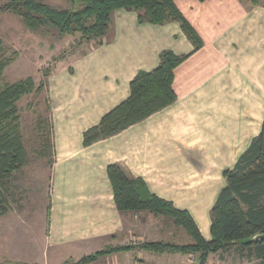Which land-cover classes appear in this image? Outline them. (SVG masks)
I'll return each mask as SVG.
<instances>
[{"label": "crops", "instance_id": "crops-1", "mask_svg": "<svg viewBox=\"0 0 264 264\" xmlns=\"http://www.w3.org/2000/svg\"><path fill=\"white\" fill-rule=\"evenodd\" d=\"M173 2L201 39L199 48L177 21L139 23L136 12L117 9L101 45L50 72L54 159L47 224L0 245V264H79L123 236L126 215L165 221L146 211L119 213L106 173L113 163L141 179L152 195L188 212L201 236L211 239L209 210L225 185L223 171L233 168L263 121L264 0ZM163 51L185 57L174 69L175 101L85 146L83 133L129 97L132 78L155 69ZM150 242L172 243L159 232ZM132 248L107 255L104 264H187L186 253ZM232 253L256 260L232 247L209 254L205 264Z\"/></svg>", "mask_w": 264, "mask_h": 264}, {"label": "trees", "instance_id": "trees-1", "mask_svg": "<svg viewBox=\"0 0 264 264\" xmlns=\"http://www.w3.org/2000/svg\"><path fill=\"white\" fill-rule=\"evenodd\" d=\"M70 3L68 8L57 9L42 0H9L0 6V11L16 15L30 30L49 26L61 36L77 34L80 41H94V46H97L112 33L114 11L125 9L136 12L139 23L177 21L195 49L202 45L201 39L175 7L173 0H70ZM184 59V56H176L170 51L161 52L155 69L139 71L132 78L129 97L83 133V144L88 146L116 135L172 104L176 99L172 88L174 69ZM8 63V60L0 58V75ZM49 75L50 71H44L46 80ZM41 87L42 84L36 90ZM33 89L34 83L30 77L5 83L0 88V217L10 209L9 186L14 175L28 163L16 102ZM46 112V120L40 121L46 128L41 154H50L48 163L52 165L54 148L49 99ZM106 173L116 208L122 216L146 211L171 219L192 239L191 243L183 245L143 243L142 248L196 253L198 263L205 264L209 254L238 247L245 250L249 257L258 260L259 264H264V239L244 242L255 235L264 234V112L260 132L250 141L233 168L223 171L225 185L209 210L210 240L201 236L188 212L176 209L170 202L149 193L145 183L129 176L120 164H109ZM130 249L133 248L120 246L103 250L100 254Z\"/></svg>", "mask_w": 264, "mask_h": 264}, {"label": "rangeland", "instance_id": "rangeland-1", "mask_svg": "<svg viewBox=\"0 0 264 264\" xmlns=\"http://www.w3.org/2000/svg\"><path fill=\"white\" fill-rule=\"evenodd\" d=\"M6 1L9 0H0V6ZM42 1L57 9L68 8L71 4L70 0ZM0 39V58L9 61L0 75V88L5 83H14L28 77L34 83L32 92L21 96L16 102L28 163L14 175L9 186L10 209L0 217V245L6 246L9 245L11 236L15 235L17 238L25 230H42L47 224L51 165L48 163L50 154H41L45 142L43 136L46 134V128L41 123L46 120L49 99L43 73L53 71L59 64L85 53L95 44L94 41H80L77 34L61 36L49 26L36 31L30 30L19 17L6 11H0ZM40 84L42 87L37 91ZM141 216L140 213L137 216H125V231L122 236L124 243L121 242L122 237L117 235L113 240H107V246L92 254H85L86 259L81 264H94L96 261V264H104L107 255L120 251L100 254L101 251L126 244L140 248L141 244L147 243L158 232L164 239L172 241L171 244H188L189 235L174 225L171 219L149 220L144 217L142 220ZM138 234L142 237L141 241L134 238ZM194 259H197L196 253H187V264L192 261L195 264ZM212 261L210 264H259L254 259L239 260L235 253L226 256V261ZM71 263L69 261L64 264Z\"/></svg>", "mask_w": 264, "mask_h": 264}, {"label": "water", "instance_id": "water-1", "mask_svg": "<svg viewBox=\"0 0 264 264\" xmlns=\"http://www.w3.org/2000/svg\"><path fill=\"white\" fill-rule=\"evenodd\" d=\"M261 239H264V234H258V235H255L249 239H246L244 240V242H253V241H258V240H261ZM86 259V257H82L79 261H84Z\"/></svg>", "mask_w": 264, "mask_h": 264}, {"label": "built area", "instance_id": "built-area-1", "mask_svg": "<svg viewBox=\"0 0 264 264\" xmlns=\"http://www.w3.org/2000/svg\"><path fill=\"white\" fill-rule=\"evenodd\" d=\"M194 261H195V259H194ZM189 264H190V262H189ZM191 264H194V263H193V261H192V263H191Z\"/></svg>", "mask_w": 264, "mask_h": 264}]
</instances>
